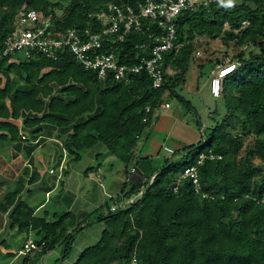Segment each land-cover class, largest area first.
<instances>
[{
  "label": "trees",
  "instance_id": "trees-1",
  "mask_svg": "<svg viewBox=\"0 0 264 264\" xmlns=\"http://www.w3.org/2000/svg\"><path fill=\"white\" fill-rule=\"evenodd\" d=\"M110 1L0 0V52L24 7L52 12L56 26L64 31L93 27L91 12ZM176 25L177 41L183 45L178 52H165L161 87H154L145 71L129 80L100 78L69 47L56 57L33 52L0 59V142L55 137L62 156L67 151L73 160L102 144L125 165L120 194L110 197L112 202L108 199L102 205L105 211L97 216L106 224L100 240L85 248L73 264L111 260L132 264L134 257L138 264H264V0L224 1L184 10ZM202 37L241 47L232 57L236 68L222 80L221 94L211 92L223 104L224 114L209 127L198 118L202 141L175 149L164 163L155 165L151 155L138 154L139 141L164 101L177 97L193 109L180 89L189 63L200 56L196 52ZM150 40L149 33L131 32L111 50L122 62L136 63L150 56L149 48L138 46ZM192 147L196 151L190 154ZM209 150L222 157L199 165L201 192L190 178L181 180L177 192L169 190L178 175ZM69 172L66 166L65 177ZM41 174L40 169L26 166L15 186L0 197V218L7 215L12 229L25 234L18 249L30 239L45 242L40 252L23 255L22 264H37L60 246L62 257L54 263L59 264L89 223L71 210L36 212L24 192ZM120 200L124 207L110 210ZM0 255L15 253L0 248ZM0 264L7 263L0 260Z\"/></svg>",
  "mask_w": 264,
  "mask_h": 264
},
{
  "label": "built area",
  "instance_id": "built-area-1",
  "mask_svg": "<svg viewBox=\"0 0 264 264\" xmlns=\"http://www.w3.org/2000/svg\"><path fill=\"white\" fill-rule=\"evenodd\" d=\"M224 1L229 0H111L105 8L91 12L96 21L93 27H73L64 31L56 26L52 12L42 14L36 9L24 7L16 15L14 29L5 38L0 59L19 53L30 56L33 52L56 57L61 49L69 47L79 61L86 68L94 70L100 78L129 80L133 74L145 71L151 75L154 87H161L166 75L161 64L165 52L169 50L178 52L183 45L177 41V16L184 10L198 9ZM131 32L149 33L152 39L138 44L149 48L151 54L136 63L122 62L111 50L117 42L124 41ZM106 45L110 50H106ZM197 54L201 55L202 52L197 50ZM236 66L237 61L231 58L216 69L210 81V91L213 95L221 94L224 76L232 72ZM170 106V101L161 104L163 111ZM149 110L150 106H147V111ZM146 119L147 117L144 118ZM166 149L170 152L175 150L167 146ZM220 157L221 154L212 150L201 152L196 163L187 166L169 185V190L177 192L181 180L190 178L196 192L200 193L202 184L199 165L206 159ZM131 171L135 172L134 166L131 167ZM124 205L125 201L120 200L112 204L110 210L115 211ZM44 244L45 242L37 243L30 239L19 253L35 254L43 249ZM132 264H138L136 257L133 258Z\"/></svg>",
  "mask_w": 264,
  "mask_h": 264
},
{
  "label": "rangeland",
  "instance_id": "rangeland-1",
  "mask_svg": "<svg viewBox=\"0 0 264 264\" xmlns=\"http://www.w3.org/2000/svg\"><path fill=\"white\" fill-rule=\"evenodd\" d=\"M197 50H200L202 55L198 56L196 54L198 57L196 56L197 58L189 63L186 72V82L182 86V89H180V92L192 102L193 109L188 110L177 97L170 98L168 101H170L171 106L166 111L162 109L158 110V118L153 121L139 141L137 148L138 154L151 155L155 165H161L164 163L165 158L172 155V152L168 151L166 146L177 149L186 145H198L202 141L203 132L197 125L198 118L205 127H209L210 125H214L224 114L223 104L219 103L211 94L209 87L210 80L216 68L221 63L236 56L241 50V47L236 46L233 41L226 44L221 38L210 39L202 37L199 40ZM217 59H219L220 62L215 63ZM248 141L249 138H246L245 143ZM3 142L9 143L10 141L6 140ZM59 147L60 146L57 145L55 140L50 139L48 136H42L40 138V149L35 150V152L43 159L33 157V154H31L30 157H32V159H30L31 162H29L30 165H28L30 169L37 167L42 170L39 181H36V185H34L35 188L39 185V187L47 191V188L50 186L57 185V187H55L56 189L48 196H46L47 194L45 191L41 189H39L36 194L39 202L45 201L46 207L44 209L50 212H57V214L70 210L68 198L64 197L63 199H59L60 187L62 185L61 181L65 177V165L70 168L68 179L65 178L67 179V189L65 192L74 193L76 186L84 179L87 170H89V173H91L90 175L94 177V185L86 194L87 196L82 194L83 197H79L80 192L78 191V201L74 206L75 209L71 207V211L77 215H80L77 208L86 211V214L79 218L83 219L87 217L86 219L89 222L88 225L77 234L71 253L59 263L73 264L84 248L98 242L103 229H105V221L98 220L97 216L101 214L102 211H105L102 205H104L108 199L112 202L110 197L114 196L122 189L123 180L121 179L123 177L122 172L125 170V165L123 161L107 149L102 151L104 155H99V157L96 156L95 152L98 151V146H96L88 149L81 160H72L70 163H68L69 154L67 156V151H64L65 160L62 161L63 163L59 168H56V166L58 167L56 164L60 161V158L63 157L61 147ZM195 151V147H192L190 154L195 153ZM255 160L258 161L257 158H255ZM98 162H102L103 168L105 169L100 171V173H103V177L101 178L97 176V174H99V171H97ZM111 164L113 167L110 166ZM22 165L23 164H21V166ZM62 167H64V169ZM25 168L26 167L20 170L19 174H21ZM51 168H53V170ZM60 174H62V177H60ZM15 183L14 181L12 184L15 186ZM69 183H71V187H69ZM33 191L35 192V189ZM107 192H111L113 195H107ZM3 194L0 197H2ZM84 199H87L88 202H85ZM83 201L84 204L82 203ZM31 203L33 205L38 204V202L35 201ZM8 229L9 228L3 231V234L8 232ZM24 237L25 234L13 230V238L17 239L16 242L20 243ZM13 247L14 249L18 248L16 245H13ZM21 256H23V254ZM61 257L62 248L58 246L47 253L45 263L54 264ZM2 261H4L3 258ZM106 264H118V261L111 260Z\"/></svg>",
  "mask_w": 264,
  "mask_h": 264
},
{
  "label": "crops",
  "instance_id": "crops-1",
  "mask_svg": "<svg viewBox=\"0 0 264 264\" xmlns=\"http://www.w3.org/2000/svg\"><path fill=\"white\" fill-rule=\"evenodd\" d=\"M38 139L39 138L33 139L31 141L22 140V141L17 142V143L16 142H11V141L9 143L0 142V196L3 193H5L4 190L7 191L8 189H12L14 187V185L12 183H14V181L16 182L15 179H17V177L19 176L18 175L20 173L19 171L22 170L24 167L30 165L29 162H31L30 159H32V157H30L31 154H33V157H38L39 159H43L40 155H37V153L35 152V150H39L40 149V140H38ZM50 139H53V140L57 141L55 139V137H50ZM16 144H18V146ZM97 146H98L97 147L98 151L95 152V155L98 156V157H99V155H104V153L102 151L104 149H106V148L102 144H99ZM31 149H32V151H30ZM87 150H85L83 152L82 158L84 156V153ZM67 156H68V153H67ZM63 157H64V154H63ZM63 157L60 158L59 165H58V167L56 166V168H59V166L63 163L62 161L65 160V157L64 158ZM72 157H73V155L69 154L68 163H70L73 160ZM74 161H79V160H74ZM21 164H23V165L21 166ZM66 166L67 165H65V167ZM110 166H112V164ZM62 168L64 169V167H62ZM51 169L53 170V168H51ZM102 169H104L103 168V163L102 162H98L97 171H99V174H97V176L99 178L103 177V173H100V171ZM41 172H42V170H41ZM90 174L91 173H89V172L85 173L84 179L81 180L79 182V184L76 186V190H74V193L65 192L66 189H67L66 180L68 179L67 178L68 175L65 177L67 179H64L65 183H64V185L62 184L61 187H60L59 199H63L64 197H67L68 200H69L70 210H72L71 207H73V209H75L74 206L76 205V203L78 201V193L77 192L78 191L80 192L79 197H81L82 194L87 196L86 194L93 187V185H94L93 181H95V180H94V177H92ZM122 175H123V177H122L121 180H123V184H124V182L126 180L125 170H124V172H122ZM60 177H62V174H60ZM61 183H62V181H61ZM34 185H36V182L33 183V184L28 185L29 191L28 192H24V197H26L30 202H34V201L38 202V204H36V208H37L36 212L42 213L41 211L44 212V208L46 207L45 201L43 200V201L39 202L38 201V196L36 197V194H37V191L39 189L44 190V191L46 189H43L42 187H39V185H37L36 188H35ZM55 187H57V185L56 186L55 185L54 186H50L49 188H47V191H45V193L47 194L46 196L51 194V192L56 189ZM69 187H71V183H69ZM34 189H35V192L33 191ZM121 190L118 193H116L114 196H117L118 194H120ZM106 194L107 195H113V194H111V192L110 193L107 192ZM84 201L88 202L87 199H84ZM84 201L82 202L83 204H84ZM77 210H79V213H80L81 217L86 214V211L80 210V208H77ZM7 228H9L8 232H5L3 234V231H6ZM101 235H102V233H101ZM100 238H101V236H100ZM100 238H99V240H100ZM4 240H5V243H3ZM16 240H17L16 238H13V229H12V227L10 225L9 219H8L7 215H5L3 220L0 218V248H1V250L4 253H8V252L15 253V255H13V256L10 255V256H4L3 257L2 255H0V260H2V258H3L4 262H6L7 264H22L23 256H21L22 254L19 253V251H18L19 249L18 248H19L20 244L23 242L24 239L20 243L16 242ZM6 243H8L11 246L10 249L7 248L4 245ZM13 245L18 246V248L14 249ZM89 246H92V245H89ZM89 246H87V247H89ZM72 249H73V247H72ZM84 250H85V248L82 250V252ZM46 255L41 259V261L39 263L47 264V263H45ZM39 263H37V264H39Z\"/></svg>",
  "mask_w": 264,
  "mask_h": 264
},
{
  "label": "clouds",
  "instance_id": "clouds-1",
  "mask_svg": "<svg viewBox=\"0 0 264 264\" xmlns=\"http://www.w3.org/2000/svg\"><path fill=\"white\" fill-rule=\"evenodd\" d=\"M229 2H231V0H229Z\"/></svg>",
  "mask_w": 264,
  "mask_h": 264
}]
</instances>
